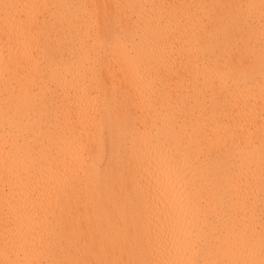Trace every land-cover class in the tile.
Returning <instances> with one entry per match:
<instances>
[{"label":"snow or ice","instance_id":"6c2138e0","mask_svg":"<svg viewBox=\"0 0 264 264\" xmlns=\"http://www.w3.org/2000/svg\"><path fill=\"white\" fill-rule=\"evenodd\" d=\"M5 12L16 8L67 7L82 10L80 14L64 21L78 37L70 60L78 71L79 82L66 84L77 93L84 92L95 98V93L105 84V73L112 71L106 60L115 54L120 56L119 72L124 73L122 85H126V99L114 105L108 113L89 108L77 118L71 110L65 119L75 130L74 151L70 164L74 175L71 183L81 174L100 178L104 175L100 161L99 145L107 137L113 112L127 114L159 112L164 102L174 95L172 81L182 76L184 60L177 47V35L187 34L197 42L211 39L207 31V18H195L201 26L198 32L189 31L193 21L184 12L191 7L227 10L228 27L238 43L230 51L218 53L214 48L206 52L205 63L211 69L212 82L206 95L223 105V119L216 129L224 140L225 151L221 156L223 170L232 180L221 201L227 223H220L216 211H209L213 201L203 186L197 183L191 149L195 142V130L189 133L178 121L177 131L170 142L160 143L155 138L127 137L114 139L111 145L113 171L117 168L127 174L135 169L137 178L149 190L156 189L157 206L161 208L155 239L160 248L177 258L113 259V248L88 238V228L82 226L80 234L67 243L57 229L47 226L38 218L22 221L17 203L15 153L19 143V105L15 89L5 93L2 116L4 135L0 137V198L4 212L0 216V264H264V0L248 3H220L213 5H185L147 3L145 0H117L112 4H96L85 0L71 5L3 3ZM259 16V64L260 83L258 100L255 80L244 69L255 59L254 52L240 42V38L255 29ZM8 19H12L8 17ZM16 27L6 30L5 45L8 52L18 54V74L27 75L29 69L24 59L35 60L28 39L29 26L22 16L15 20ZM171 28V31H169ZM23 82L24 77H20ZM216 81H219L217 89ZM32 94H36L33 87ZM118 98V97H117ZM105 100H109L105 89ZM110 102V101H109ZM259 132V203L250 195L255 179L254 169L241 162V155L251 152L254 130ZM139 144V147H137ZM105 159L107 156L105 155ZM248 168V172H245ZM151 194V192H150ZM258 215V234L254 221ZM146 248L137 235L121 242V253L131 257Z\"/></svg>","mask_w":264,"mask_h":264},{"label":"bare ground","instance_id":"6f19581e","mask_svg":"<svg viewBox=\"0 0 264 264\" xmlns=\"http://www.w3.org/2000/svg\"><path fill=\"white\" fill-rule=\"evenodd\" d=\"M85 0H0L3 3L28 5H71ZM96 4H112L117 0H88ZM147 3H170L185 5H213L220 3H248L249 0H145ZM259 3V0H255ZM82 10L67 7L20 8L7 12L0 7V137L4 135L2 116L5 93L9 87L15 89L19 105L20 130L19 143L15 153L18 187L17 203L22 221L38 218L47 226L59 230L67 243L80 234L82 226L88 228L89 240L107 243L113 248V259L177 258L163 251L155 239L160 221L161 208L157 206L155 187L150 190L137 178L135 169L125 174L117 168L113 171L111 145L114 139L122 136L155 138L160 143L170 142L177 131L178 121L189 133L195 130V142L191 149V160L195 165L197 183L210 194L213 201L209 211H216L220 223H227L222 208L216 207L232 185L225 174L221 156L225 151L224 140L217 136L216 129L223 119V105L206 95L212 82L211 69L216 65L206 64V52L213 48L218 53L230 51L237 45V37L228 27L227 10L216 8L191 7L184 15L193 23L189 31L200 30L195 18H207V31L211 39L197 42L187 34L177 35V47L184 60L182 76L176 77L171 87L174 91L170 101L161 105L159 112H140L127 114L113 112L105 136L107 150L102 138L99 151L104 175H80L71 183L68 178L74 175L70 164L74 151L75 130L73 124L65 119V112L71 110L77 118L82 110L95 108L108 113L114 105L126 99L127 87L122 85L124 73L119 72L120 56L113 55L106 60L112 71L105 73V84L95 93V98L84 92L77 93L66 84L79 82L78 71L70 67V55L77 46V35L64 21L80 14ZM22 16L29 26V33L21 39H28L35 60L24 59L28 67L27 75L18 74V54L6 50V30L12 31L15 20ZM11 17L12 19H8ZM171 31V28H169ZM240 42L250 48L255 55L253 64L244 70L255 80L258 100L260 83L259 64V16L255 18V29L240 38ZM20 77H24L23 82ZM219 81H216L217 89ZM35 88L36 94L30 89ZM105 89L109 100H105ZM118 97V98H117ZM110 101V102H109ZM251 152L241 155L242 163H249L254 169L255 179L250 195H255L259 203V132L254 130ZM139 147V144H137ZM3 154L0 153V156ZM105 155L107 159H105ZM248 172V168H245ZM151 192V194H150ZM3 200L0 198V216L3 215ZM257 227L258 215L254 221ZM139 235L146 248L131 257L121 253V242Z\"/></svg>","mask_w":264,"mask_h":264}]
</instances>
